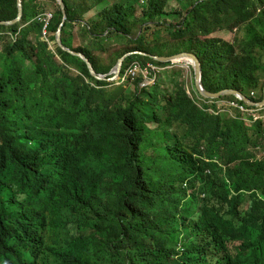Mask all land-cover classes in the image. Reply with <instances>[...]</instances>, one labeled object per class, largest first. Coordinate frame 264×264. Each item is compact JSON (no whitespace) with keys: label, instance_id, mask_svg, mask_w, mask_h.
Wrapping results in <instances>:
<instances>
[{"label":"trees","instance_id":"1","mask_svg":"<svg viewBox=\"0 0 264 264\" xmlns=\"http://www.w3.org/2000/svg\"><path fill=\"white\" fill-rule=\"evenodd\" d=\"M51 1L54 41L63 15ZM22 3V20L0 25V264H264V119L206 105L186 91L182 69L142 55L123 66H170L154 85L97 80L42 40L45 0ZM64 3L62 41L97 73L127 52H189L207 91L261 100L264 0ZM17 11V0H0V21ZM157 27L170 42L146 41L159 39ZM133 28L141 34L131 39ZM225 31L231 42L218 37ZM119 36L136 46L102 63L104 41ZM228 100L244 105L212 101Z\"/></svg>","mask_w":264,"mask_h":264},{"label":"water","instance_id":"2","mask_svg":"<svg viewBox=\"0 0 264 264\" xmlns=\"http://www.w3.org/2000/svg\"><path fill=\"white\" fill-rule=\"evenodd\" d=\"M55 1L59 5L61 12H62V15H63L62 22L60 23L59 28H58L56 35H55V42H56L57 47H59L60 49H62L65 52H68L69 54H71L73 56H77L80 59H82L85 62V64L87 65V68H88L91 76L97 80L114 81L118 77V74H119V71H120V68L122 66L124 59L131 56V55L137 54V55L149 57V58H151L155 61L161 62V63L183 62V63L191 66L192 72H193L194 89H195L196 93L198 94V96L201 97L202 99H217V98L222 97V96H233V97H236L239 100L243 101L245 104H247L249 106L259 107V106L264 105V80H263L262 93H261L262 97H261V100L259 102H253V101L249 100L242 93H240L239 91L234 90V89H222V90L215 92V93L207 91L204 88L202 81H201L200 62H199L196 55H194L193 53H189V52H180V53H176V54H173L170 56H152V55L145 54V53H142L139 51L127 52L117 60L116 64L110 70V72L108 74L97 73L92 62L90 61L89 58H87V56L84 53L77 52V51L70 49L64 45V43L62 41V28H63V26L67 20L66 6L64 3V0H55ZM17 10H18L17 16L15 17V19L8 20V21H0V25H2V26H13L22 20L23 13H24L22 0H17Z\"/></svg>","mask_w":264,"mask_h":264},{"label":"rangeland","instance_id":"3","mask_svg":"<svg viewBox=\"0 0 264 264\" xmlns=\"http://www.w3.org/2000/svg\"><path fill=\"white\" fill-rule=\"evenodd\" d=\"M45 2L47 4V6H48V11H51V12L54 13V11L56 10L55 4L51 0H45ZM108 4H109V2L107 1L105 4H103V5L99 6V7H96L92 11V14H94V16H95L103 8H106L108 6ZM162 19H165L167 21L174 20L173 22L177 21V20H175V17L172 16V15H166ZM150 25H152V24H150ZM160 29H161V27H157L156 28V31H158V33H159V39L156 38L155 36L154 37L151 36L150 34H148V36H146V41L149 44L156 45L159 42V45H160L162 40L170 42V39L167 36L168 32L165 29L161 30V32H160ZM139 34H141V31L140 30L137 31L136 28H133L132 31H131V34L129 36L132 39L135 36L137 38L139 36ZM220 34H221L220 36H218V34L216 36H218V37H220V38H222L224 40H229L230 39L229 42H231L232 36L230 38V35H228V33L226 31L222 32ZM128 38L124 37V36H119V38L118 37H112L111 39H108V40L104 41V43H103L104 44V48L108 49V51L101 54L100 61L102 63L107 62L110 66L114 65V61L117 59L116 58L117 54H120L121 52L125 51L126 49H129V48L131 49V48L136 46L134 43H131L128 40ZM154 38H156V39H154ZM117 44L119 45V47L116 46ZM51 46L55 47V45L53 43L51 44ZM0 49H1V47H0ZM163 51H165V50H163ZM101 66H103V65H101ZM174 66L176 68L182 69L183 72H182L181 76H182V79L185 82V89H186V91L188 90L189 93H193L194 92V89H193V74H192L191 67L188 66L187 64L183 63V62H177V63L174 64ZM167 67H168L167 69L170 68V66H167ZM160 68H162V67H160ZM163 71L164 70L160 71V73L157 75V79L163 74ZM161 78H162V82L164 84H163V86L161 87L160 90H161V94L164 95L166 93V91L170 90V85H167L168 81H167V76L166 75H163ZM109 86L110 87H114L112 84H110ZM126 90L130 91L132 89H131L130 86H128ZM256 93H258V90H257ZM193 95L195 96L196 93L193 94ZM243 208H244L245 211H248L249 210V203L245 204Z\"/></svg>","mask_w":264,"mask_h":264},{"label":"built area","instance_id":"4","mask_svg":"<svg viewBox=\"0 0 264 264\" xmlns=\"http://www.w3.org/2000/svg\"><path fill=\"white\" fill-rule=\"evenodd\" d=\"M53 18V14L51 12H46L44 14L38 15L35 20L38 22L44 23L43 26V36L44 39L46 38V30L50 24L51 19ZM165 68H160L159 66H156L152 63L146 62L141 63L138 61H132L131 63H128L122 71L119 72V75L115 81L116 85H123V86H134L135 81H137V87L139 88H146L150 85H153L157 79V75L160 73V71L164 70ZM207 104H212L211 101L206 102ZM219 105H227L230 108L238 109L239 111L243 112L245 116L252 115L253 119L256 120L260 117L255 116L253 109H247L242 105H239L233 101H229L227 103L225 102H218L216 103ZM211 112V110H208ZM222 110H219V112ZM264 137V133H263Z\"/></svg>","mask_w":264,"mask_h":264},{"label":"clouds","instance_id":"5","mask_svg":"<svg viewBox=\"0 0 264 264\" xmlns=\"http://www.w3.org/2000/svg\"><path fill=\"white\" fill-rule=\"evenodd\" d=\"M198 2H200V1H198ZM46 12H51V11H46ZM45 12V13H46ZM52 13V12H51ZM44 14V13H43ZM53 14V13H52ZM44 26V25H43ZM46 32H47V30H46ZM46 38H47V40H45L44 39V36L42 35V40L43 41H46L47 43H48V45H49V49L50 50H55V48L57 47V45H56V42H55V40L54 41H52L51 42V40L48 38V36H47V34H46ZM54 44L55 45V47H53V46H51V44ZM126 59V58H125ZM124 59V60H125ZM132 62V61H131ZM131 62H129V63H131ZM139 62V61H138ZM149 63H151V62H149ZM161 63V62H160ZM168 63H170V64H175V63H172V62H168ZM128 64V63H127ZM127 64H125L124 66H123V63H122V66H121V68H120V71H122V69L127 65ZM153 64V63H152ZM155 65V64H154ZM156 66H159V65H156ZM189 66V65H188ZM114 67V66H113ZM112 67V68H113ZM159 67H161V66H159ZM191 67V66H190ZM111 68V69H112ZM162 68H165V69H167L168 67H162ZM164 69V70H165ZM192 69V68H191ZM119 71V72H120ZM110 72V71H109ZM101 74V73H100ZM106 74H108V73H106ZM192 74H193V72H192ZM119 75V74H118ZM117 79V78H116ZM116 79L114 80V81H108V82H114V84H115V81H116ZM155 83H157V79H156V81H155ZM154 83V84H155ZM153 84V85H154ZM116 85V84H115ZM118 86H122V87H128V86H123V85H118ZM150 86H152V85H150ZM149 86V87H150ZM133 88V86L131 87V89ZM146 88H148V87H146ZM193 88H194V85H193ZM194 91H195V89H194ZM187 92H188V90H187ZM196 92V91H195ZM250 96L251 97H253L254 96V93L253 92H251L250 93ZM223 97V96H222ZM245 97H247V96H245ZM196 98L198 99V100H201L203 103H205L206 105H212V104H216V103H218V102H221V101H212V100H215V99H202L201 97H199L198 96V94L196 95ZM236 98V97H235ZM249 100H251V98H249V97H247ZM218 99V98H217ZM237 100H239L238 98H236ZM209 101H211L212 102V104H207L206 102H209ZM239 101H241V100H239ZM251 101H253V100H251ZM227 102H229V100L228 101H225V103H227ZM234 102V101H233ZM241 102H243V101H241ZM253 102H259V101H253ZM236 103V102H235ZM244 103V102H243ZM238 104V103H237ZM239 105H241V104H239ZM245 105V106H244ZM244 105H242V106H244L245 108H247V109H253L255 112H254V114H255V116H258V117H260V118H258V119H256V120H260V119H264V115L263 114H259V110L261 109V108H263L264 107V105L263 106H259V107H257V106H249V105H247V104H245L244 103ZM226 107L229 109V111L230 112H237V113H239V114H242V118H243V120H245L246 122H250V121H255L254 119H253V117H252V115H250V116H245L244 114H243V112H241V111H239L238 109H235V108H230V107H228L227 105H226ZM208 110H211V109H208ZM210 112V111H209ZM219 113H223V111H220ZM264 133V132H263ZM264 138V137H263Z\"/></svg>","mask_w":264,"mask_h":264},{"label":"bare ground","instance_id":"6","mask_svg":"<svg viewBox=\"0 0 264 264\" xmlns=\"http://www.w3.org/2000/svg\"><path fill=\"white\" fill-rule=\"evenodd\" d=\"M188 61V60H187Z\"/></svg>","mask_w":264,"mask_h":264}]
</instances>
